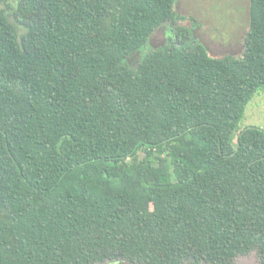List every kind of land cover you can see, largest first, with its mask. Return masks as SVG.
<instances>
[{
    "label": "trees",
    "instance_id": "trees-1",
    "mask_svg": "<svg viewBox=\"0 0 264 264\" xmlns=\"http://www.w3.org/2000/svg\"><path fill=\"white\" fill-rule=\"evenodd\" d=\"M176 1L0 0V264H264V0L142 55Z\"/></svg>",
    "mask_w": 264,
    "mask_h": 264
},
{
    "label": "rangeland",
    "instance_id": "rangeland-1",
    "mask_svg": "<svg viewBox=\"0 0 264 264\" xmlns=\"http://www.w3.org/2000/svg\"><path fill=\"white\" fill-rule=\"evenodd\" d=\"M9 2L14 4V0ZM175 10L185 15L186 19L159 28L142 49V55L165 44L168 36L178 27L190 28L193 36L202 42L213 56L242 53L243 39L250 22L249 0H177ZM139 57L140 54H136L134 62ZM250 125L264 127V87H261L248 103L239 128L244 129ZM109 264L131 263L119 261ZM235 264H260V259L257 252L252 251L238 256Z\"/></svg>",
    "mask_w": 264,
    "mask_h": 264
},
{
    "label": "flooded vegetation",
    "instance_id": "flooded-vegetation-1",
    "mask_svg": "<svg viewBox=\"0 0 264 264\" xmlns=\"http://www.w3.org/2000/svg\"><path fill=\"white\" fill-rule=\"evenodd\" d=\"M177 30H178V29H177ZM177 30H175V32H174V33H172V35H174V34L176 33V31H177Z\"/></svg>",
    "mask_w": 264,
    "mask_h": 264
}]
</instances>
